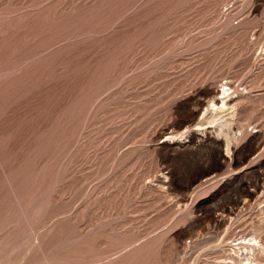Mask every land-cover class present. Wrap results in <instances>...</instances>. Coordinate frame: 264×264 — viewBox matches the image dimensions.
<instances>
[{
	"label": "rangeland",
	"instance_id": "obj_1",
	"mask_svg": "<svg viewBox=\"0 0 264 264\" xmlns=\"http://www.w3.org/2000/svg\"><path fill=\"white\" fill-rule=\"evenodd\" d=\"M246 263L264 0H0V264Z\"/></svg>",
	"mask_w": 264,
	"mask_h": 264
},
{
	"label": "bare ground",
	"instance_id": "obj_2",
	"mask_svg": "<svg viewBox=\"0 0 264 264\" xmlns=\"http://www.w3.org/2000/svg\"><path fill=\"white\" fill-rule=\"evenodd\" d=\"M228 89H230V88L228 87ZM225 92H226L225 90H220V89L218 90V92L216 94L217 101H212V103H211L212 107H215L216 109H219V108H224L225 106H227V99H226V96L224 95ZM220 94H222V95L219 96ZM195 125H196V128H199V127L202 128V124H200V123H196ZM254 247H255L254 243L247 244V246H245L246 250H249V249L254 250ZM238 253H239V251H238ZM240 261L242 262L243 260H240ZM234 262H236V261H234Z\"/></svg>",
	"mask_w": 264,
	"mask_h": 264
}]
</instances>
